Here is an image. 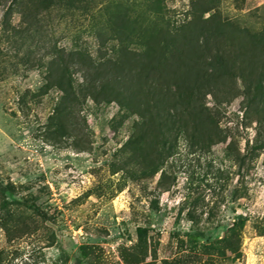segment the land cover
<instances>
[{
    "label": "rangeland",
    "instance_id": "374dc122",
    "mask_svg": "<svg viewBox=\"0 0 264 264\" xmlns=\"http://www.w3.org/2000/svg\"><path fill=\"white\" fill-rule=\"evenodd\" d=\"M202 3L205 17L264 32V0H0V264H264V148L240 172L226 152L233 140L243 152L258 129L238 87L217 106L227 140L181 138L153 174L135 159L137 115L100 90L60 110L61 91L46 84L63 52L80 92L88 58L143 52ZM238 219L240 255L212 249Z\"/></svg>",
    "mask_w": 264,
    "mask_h": 264
},
{
    "label": "trees",
    "instance_id": "16d2710c",
    "mask_svg": "<svg viewBox=\"0 0 264 264\" xmlns=\"http://www.w3.org/2000/svg\"><path fill=\"white\" fill-rule=\"evenodd\" d=\"M24 1L12 0L11 6ZM202 4L201 14L191 13L175 31L161 30L158 41L143 52L121 50L115 58H88L80 92L61 65L63 52L50 59L46 84L61 91L59 109L78 106L87 97L96 100L97 90L113 96L128 113L137 115L131 138L138 146L135 159L141 168L147 165L155 174L175 153L181 138L199 148L227 140L215 120L217 106L228 101L238 87L245 100L244 117L252 111L258 124L256 135L251 142L246 141L243 152L234 140L226 147L240 172L264 148V32L237 27L216 12L205 17L212 7ZM208 96L216 108L207 106ZM24 205L39 211L35 203ZM188 216L193 236L203 238L200 221L190 212ZM245 222L234 221L210 247L222 255L239 256Z\"/></svg>",
    "mask_w": 264,
    "mask_h": 264
}]
</instances>
